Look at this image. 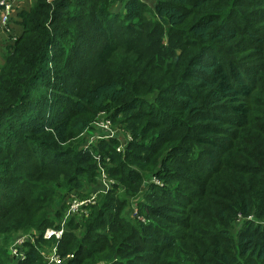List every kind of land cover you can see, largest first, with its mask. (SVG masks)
<instances>
[{
  "label": "trees",
  "instance_id": "16d2710c",
  "mask_svg": "<svg viewBox=\"0 0 264 264\" xmlns=\"http://www.w3.org/2000/svg\"><path fill=\"white\" fill-rule=\"evenodd\" d=\"M110 3L15 14L0 63V264H45L44 229L70 190L97 186V161L122 190L66 219L63 264H264V0ZM103 119L128 133L121 148L90 141ZM142 190L143 217L126 216ZM21 233L24 257L10 249Z\"/></svg>",
  "mask_w": 264,
  "mask_h": 264
},
{
  "label": "rangeland",
  "instance_id": "374dc122",
  "mask_svg": "<svg viewBox=\"0 0 264 264\" xmlns=\"http://www.w3.org/2000/svg\"><path fill=\"white\" fill-rule=\"evenodd\" d=\"M110 1H111L110 6H109L110 10H117L120 6V0H110ZM144 1H146L148 4H151V2H152V0H144ZM25 3H26V1H24L23 5ZM20 8H23V7L21 6L20 3H18V5H17L12 17H11V20L9 22L8 29L5 28L4 30L3 29L0 30L1 32H3V34L0 32V63L3 62V58H4V55L6 53V45L12 44L14 41V38L16 37V35L20 31L19 25L15 22V19L17 18V15H15V14H16L17 10ZM109 124H110V126H109L110 133L108 131L106 132V130L104 131L102 128L98 127L97 126L98 125L97 120L93 121L91 131L88 133V136H91V135L97 136V135H102V134L105 135L106 133H108L109 135L117 137V139L119 141L118 143H120V146L124 145L130 139L127 132L123 129V127L120 124H111V123H109ZM92 141H93V139H91V142ZM112 164H113L112 161H105V162L97 161L96 162V168L98 170H97L96 182H95V185L97 183V186L94 187V184H84L83 187H81V188H78V189L74 188V189L70 190L69 193L67 194V196L63 199L64 206L66 207L67 201L71 197L87 198L88 195L91 193V191L94 190L93 187L96 189L99 188V189H101V191H103L106 188H112L116 191H121L122 189H117V187L114 186L115 185L114 182H116V180L113 177L108 176L105 172V166L108 167ZM97 192H99V191H97ZM142 195H143V190L138 192L137 195H135V196H132V197L126 196L127 202H125V208H124V213L126 214V216H129V217L134 216L133 219H136L139 216L143 217L142 214H139L138 212H136L137 207H138V202L141 201L140 197H142ZM96 197L91 200V203L95 202ZM60 202H61L60 197H57L56 201L53 204L52 209L56 208ZM62 207H63V205H62ZM87 210H88V207H85V213H87ZM142 212L144 213V211H142ZM77 221H78V223H80L82 221V218H78ZM235 227H236V224L234 225V228ZM233 229H232V232H233ZM28 239H30L29 235H28ZM41 250H42V252L47 254L50 250V244L45 243L41 247ZM96 264H103V263L98 262Z\"/></svg>",
  "mask_w": 264,
  "mask_h": 264
},
{
  "label": "built area",
  "instance_id": "2783aa9c",
  "mask_svg": "<svg viewBox=\"0 0 264 264\" xmlns=\"http://www.w3.org/2000/svg\"><path fill=\"white\" fill-rule=\"evenodd\" d=\"M18 1L19 0H0V27L1 28H5L6 25L8 24L13 11L17 7ZM97 121H98V125H97L98 127L110 133V130H109L110 124L107 119L97 120ZM106 136H112V135H109L108 133H106L105 135L102 134V135H97V136L91 135L90 141L94 137L96 138V137H106ZM119 148H121L120 144H118V147H116V149H119ZM97 191L100 192L101 189L98 188L95 191L94 190L91 191V193L88 195L87 198L71 197L67 201V206L64 211V215L62 216V219L59 221V227L48 226L44 229L43 231L44 238H47V239L54 238L53 244H51L49 252L44 256L45 264H63L66 258H69L72 256V253L66 254L64 256L59 254L57 250V242L61 238L64 232V229L66 227L65 226L66 219L72 214H86L85 207H87V205L91 203V200L95 198V195L98 193ZM28 235L30 239H33V236L31 233L30 234L21 233L14 237L10 245L11 252L14 254V256L20 255L21 257H24V253L23 251H20L19 246L24 240L28 239Z\"/></svg>",
  "mask_w": 264,
  "mask_h": 264
},
{
  "label": "crops",
  "instance_id": "0c3cea01",
  "mask_svg": "<svg viewBox=\"0 0 264 264\" xmlns=\"http://www.w3.org/2000/svg\"><path fill=\"white\" fill-rule=\"evenodd\" d=\"M24 1H26V3L23 5V3H24ZM34 0H19L18 1V3H20L21 4V6L23 7V8H28L31 4H32V2H33ZM27 4V5H26ZM18 5V4H17ZM15 11V10H14ZM14 11H13V13H14ZM1 29H5V28H1L0 27V30ZM1 32V31H0ZM2 34H3V32H1Z\"/></svg>",
  "mask_w": 264,
  "mask_h": 264
},
{
  "label": "clouds",
  "instance_id": "9594fccd",
  "mask_svg": "<svg viewBox=\"0 0 264 264\" xmlns=\"http://www.w3.org/2000/svg\"><path fill=\"white\" fill-rule=\"evenodd\" d=\"M128 134V133H127ZM116 137V136H115ZM117 138V137H116ZM120 144V143H119ZM97 158V157H96Z\"/></svg>",
  "mask_w": 264,
  "mask_h": 264
}]
</instances>
